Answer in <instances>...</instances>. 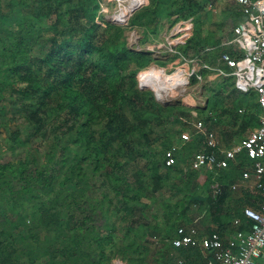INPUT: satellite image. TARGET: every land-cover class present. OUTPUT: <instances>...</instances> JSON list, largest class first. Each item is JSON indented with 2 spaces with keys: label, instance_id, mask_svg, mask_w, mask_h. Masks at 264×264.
<instances>
[{
  "label": "trees",
  "instance_id": "16d2710c",
  "mask_svg": "<svg viewBox=\"0 0 264 264\" xmlns=\"http://www.w3.org/2000/svg\"><path fill=\"white\" fill-rule=\"evenodd\" d=\"M174 6L180 17L196 11L191 0H150L119 25L101 23L100 0H0V264H202L200 247L171 239L206 206L224 241L250 230L243 208H260L264 194L232 203L228 177L251 160L242 153L199 185L179 166L185 150L205 145L197 134L168 165L174 133L161 127L183 109L138 86L136 71L154 56L142 46L157 42ZM131 29L140 49L128 43ZM201 36L197 24L179 49L194 57Z\"/></svg>",
  "mask_w": 264,
  "mask_h": 264
},
{
  "label": "built area",
  "instance_id": "2783aa9c",
  "mask_svg": "<svg viewBox=\"0 0 264 264\" xmlns=\"http://www.w3.org/2000/svg\"><path fill=\"white\" fill-rule=\"evenodd\" d=\"M127 4L122 0L119 2L120 10L111 16V20L120 25L129 23L131 15L140 7L147 3V0L132 9L126 21L120 22L113 19V16L124 11ZM245 18L233 27V42L243 51L240 57L233 56L228 52H223L220 60L231 68V74L235 77L236 86L243 91L254 90L258 96L261 107L260 125L250 131L239 143L226 148H219L220 141L217 133L210 128L209 123L203 119L192 121L193 133L185 130L180 135V142L175 141L166 151V162L168 165L176 161V151L190 141L193 135L203 134L205 145L198 149L191 162V168L198 171H213L214 175H219L224 168L230 165V161L236 160L242 153L251 160L249 166L245 167L241 177L232 183L231 189L236 190L241 187L250 188L253 191H260L264 194V0H236ZM106 11V10H105ZM104 19V18H103ZM195 25V18L188 17L172 22L166 33L165 40L153 46H148L153 51H160L162 48L168 52L179 53L178 46L184 43L191 36ZM184 60L177 63L176 69L183 70L184 81L167 85L158 91L152 88L149 82L153 76L145 75L139 78V74L149 69H161L156 77L162 82L164 73H168L165 66L158 63H150L141 68L137 74L140 86L154 89L156 97L160 99L164 93L179 89L183 85L191 82V77L196 75L195 67L189 68V63H197L195 58L183 57ZM173 71V72H174ZM172 72V73H173ZM169 74V73H168ZM171 83V82H169ZM210 147L211 149H208ZM216 178V177H215ZM213 193L217 195L221 192L222 184L215 179L213 182ZM244 214L252 220L250 230L237 229L230 236L228 241H224L223 236L218 231L208 234H198V224L201 219L199 213L195 216L193 224L180 225L176 235L171 239L174 247L187 245L199 246L206 257L205 264H264V202L260 203V208L246 205L243 208ZM235 224L239 225L241 218H235Z\"/></svg>",
  "mask_w": 264,
  "mask_h": 264
},
{
  "label": "crops",
  "instance_id": "0c3cea01",
  "mask_svg": "<svg viewBox=\"0 0 264 264\" xmlns=\"http://www.w3.org/2000/svg\"><path fill=\"white\" fill-rule=\"evenodd\" d=\"M191 1L194 5L192 10H196L195 13L191 15L195 18L194 30L191 36L195 35L197 24H199L202 32V43L198 45L196 51L192 50V54H195V56L190 57L195 58L197 63H189L188 67H195L196 69V75H194L193 78L196 77L198 80L195 84L198 85L205 80L208 81L207 83L210 86H214L217 88L216 90H219L217 93H212L207 96V99H205V106L207 108L205 111L201 110V113L203 114L202 116L204 120L209 123L210 128L217 133L220 141L219 148H226L239 143L250 131L260 125L261 107L256 92L254 90L243 91L239 89L236 86L234 75L231 74V68L220 60V56L223 52H228L232 55L243 53L232 39L234 37L233 27L243 20L245 15L236 0ZM149 2L150 0H147L146 4ZM175 8L176 6L170 10L166 9L161 14L159 26L160 32L155 39L157 41L159 40V43L164 42L166 33L173 21L185 18L180 17ZM137 10H139V8ZM135 12L131 15V18ZM136 32H138L137 29ZM150 45V42L147 43V47ZM177 48L179 53L168 52L166 49L160 50V53L156 54V61H158V64L161 63V65L164 66H173L184 60L183 57L187 56L179 49V46ZM150 63L151 61L148 64ZM215 101H218L219 103H215ZM219 133L227 134L228 138L225 137L222 139V137H219ZM181 147L178 149V155L183 153L184 146L182 145ZM196 151L193 152V155ZM238 158L232 161L237 163ZM244 169L245 168H238L237 176L235 175V177L229 172V175H231L228 177L229 182L232 184L237 181L241 177ZM207 173L208 172H206L204 176L199 175L197 177L199 185H205L208 178ZM212 178L214 179L215 177ZM214 181L215 179L213 182ZM212 184L213 183H211V188L213 189ZM246 191L255 192L247 187H241L236 190L230 189V198L228 199L232 203L241 202V200L245 198L244 193ZM247 198L250 197L248 196ZM212 210L213 209L208 206H206L205 209L200 210L199 215H201V219L198 224L199 235L218 231L217 227H219L222 221L220 222L214 219ZM118 260L120 259L115 260V264H125L122 259L120 262ZM205 262L206 257L202 264H205Z\"/></svg>",
  "mask_w": 264,
  "mask_h": 264
},
{
  "label": "rangeland",
  "instance_id": "374dc122",
  "mask_svg": "<svg viewBox=\"0 0 264 264\" xmlns=\"http://www.w3.org/2000/svg\"><path fill=\"white\" fill-rule=\"evenodd\" d=\"M129 1L130 0H122V2L124 4H127ZM100 2H101L103 18H104V19L103 18L101 19V23L105 24L108 20L113 22L111 20V16H112V14H114V13H116V12H118L120 10L119 2L117 3V0H100ZM113 19H114V16H113ZM113 23H115V22H113ZM115 24H118V23H115ZM127 33H128V39L127 40H128L129 45L131 47L140 49V47H141L140 43H139L140 32L139 31L136 32V29H131ZM159 42H160L159 40L157 42H153V43H151L150 46H153V45H155V44H157ZM146 46H147V44L142 46V48H146ZM163 49L164 48H162V50ZM153 53H154L155 56H153L152 57L153 59H151L150 61H151V63H158V61H156V58H154V57H157L156 54L160 53V52L159 51H153ZM160 57H163V56H160ZM159 64H160V66H164V65H161V63H159ZM176 66H177V64H175L173 66H165V67L167 68L168 73H172L176 69ZM145 67H143V68H145ZM141 68H139L136 71V74H135L136 78H137V74H138V72L140 71ZM137 81H138V86L143 91H147V92L148 91H153L154 94H155L154 89H152L150 87L142 88L140 86L138 78H137ZM207 82L208 81L204 80L203 83L201 82V83H199L197 85V84H195L197 82L193 80V77H191V83L183 85L179 89H173L172 91L168 90L167 92L164 93L165 95H163V97H161L160 99L157 98L162 103H165V104L166 103L178 104L183 109V111L180 112V114H181V120L180 121L167 122V124H166L167 128H166V126L161 127L162 131H165V129H168L169 127L171 128V130L174 133L173 134V141L175 140L177 142L178 141L180 142V135L185 130H189V132L193 133L194 127L192 125V121H195L197 119H203L204 120V118L202 116L203 114L201 113V110L205 111L206 108H207L205 106V104H206L205 99H207L208 95H210L212 93H217L219 91V90H216L217 88H215L214 86H210ZM227 136L228 135L225 134V133H222V134L219 133V137H222V139L225 138V137L228 138ZM161 137H164V133L161 135ZM198 139H200V136L193 135V137L190 140V142H197ZM160 140H162V139L160 138ZM198 142H200V141H198ZM197 148L198 147H193V149L188 148L185 151L183 149L185 155L182 154L184 156L179 159V166H180V168L183 169V171L185 170L187 175L190 172H197V177H198L199 175H203L204 176L206 174V171L203 170L201 172H198V171H195V170H193L191 168V160H192V157H193V152L196 151ZM145 162H146L145 160H142L140 162V164H141L140 166H143L146 169ZM145 173H146V170H145ZM130 175L133 178L137 177V173H135L134 171L133 172L131 171ZM144 176H145V178L147 177V179L149 177H151L149 175V172L146 173ZM188 177L191 178V175L189 174ZM197 189L199 190V192L204 191L203 190L204 188L202 186H200ZM157 190H158V193H156V195H160L161 197H167L170 194L168 189L157 188ZM118 261L120 262L121 259L118 260Z\"/></svg>",
  "mask_w": 264,
  "mask_h": 264
},
{
  "label": "bare ground",
  "instance_id": "6f19581e",
  "mask_svg": "<svg viewBox=\"0 0 264 264\" xmlns=\"http://www.w3.org/2000/svg\"><path fill=\"white\" fill-rule=\"evenodd\" d=\"M143 1L144 0H132L131 3L127 5V7L124 11H122L120 14L114 16V19L117 21H120V22L126 21L128 19V17L130 16L132 9H134L136 6L140 5L141 2H143ZM160 72H162V71H161V69H158V68L149 69L147 71L141 72L139 78H143L145 75H147L149 77L153 76V79L151 82H149V84L152 88H154L157 91L159 89L166 87L167 85L182 82L185 79V78L183 79L184 71L183 70H177V71H174L173 73H169V74L167 72L164 73L163 74L164 80L166 79L168 81V83L165 81L162 82L161 80H159L156 77ZM169 82H171V83H169Z\"/></svg>",
  "mask_w": 264,
  "mask_h": 264
}]
</instances>
